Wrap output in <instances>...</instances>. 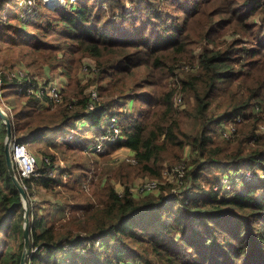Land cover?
I'll return each instance as SVG.
<instances>
[{
  "label": "trees",
  "instance_id": "obj_1",
  "mask_svg": "<svg viewBox=\"0 0 264 264\" xmlns=\"http://www.w3.org/2000/svg\"><path fill=\"white\" fill-rule=\"evenodd\" d=\"M125 2L133 6L129 12ZM5 3L0 1V12ZM68 4L28 21L16 12L6 22L0 17V64L17 61L5 65L1 94L11 110L3 107L14 137L23 143L46 132L64 137L70 123L84 118L99 127L116 98L128 96L139 109L137 117L127 113L121 124L124 138L116 147L130 150L136 164L125 177L92 181L91 197L75 183L60 185L62 178L49 176L44 165L41 185L64 200L63 215L30 209L31 241L38 248L32 264L56 262V252L66 246L73 247L72 253L86 249L70 264H129L130 259L137 264H264V180L232 196L214 190L220 181L216 172L247 166L264 173L259 129L264 126V0ZM169 9L184 14V20L168 24ZM116 10L123 22L136 25V40L111 33L117 28L105 20ZM51 35L54 39L46 40ZM85 57L96 62L94 82L80 78ZM17 64L35 76L62 70L67 80L62 104L41 110L38 98L18 93L19 83L7 74ZM183 67L192 73L180 77ZM90 86L101 98L92 109ZM180 94L187 97L183 109L175 103ZM239 115L236 136L222 138L219 126ZM183 119L193 121L194 132L184 128ZM4 134L0 118V264H20L24 206L8 173ZM74 144L67 145L72 152L79 147ZM180 165L184 173L177 185H161L157 195L131 192L130 175L158 178L164 169ZM75 169L82 170L73 165L69 171ZM114 178L122 191L114 187ZM22 182L31 188V180Z\"/></svg>",
  "mask_w": 264,
  "mask_h": 264
},
{
  "label": "rangeland",
  "instance_id": "obj_2",
  "mask_svg": "<svg viewBox=\"0 0 264 264\" xmlns=\"http://www.w3.org/2000/svg\"><path fill=\"white\" fill-rule=\"evenodd\" d=\"M3 1L7 2L4 4L3 7H1L2 10L0 12L1 13L0 17L3 22H6L9 16L13 14L14 12H16L22 20L28 21V20L33 19L37 13L39 14L51 13V12H54L55 9H60L63 7L67 8L69 7L68 3L74 2V0H60V2L57 3L56 5L49 6L45 0H41L43 6L46 8L44 9L43 6L39 4L40 0H3ZM79 1L80 0H78L77 2ZM77 2L75 1L74 3L76 4ZM125 3H126V11L129 12L133 6L127 2ZM190 4L192 5V3ZM170 7H173V5H166L165 8H170ZM167 11H168V14L170 15L168 24H170L176 18L180 22L184 20V14H176L172 12L170 9ZM45 20L46 19H43L41 20V22L45 23ZM107 21H109V23L114 22L113 26L117 28L116 31L111 30L112 34L114 33L115 35L116 34L121 35L122 37H125L126 39L132 40V41L137 39L135 36L136 25H132L130 22H127V23L123 22L120 19L119 10H116L115 16L110 17L109 19L107 18L105 20V23H108ZM149 33L150 31L147 32V34ZM45 38L46 40L54 39L52 35L45 37ZM16 62L17 61L12 62L11 60H7L6 64L4 65L0 64V73H4L3 71L6 70L5 68H7L8 65H14ZM82 62L84 64L93 63V62L96 63L94 60H91L90 58H86V57L82 60ZM15 68H16V71L23 70V71L29 72L31 77L36 78L37 80L44 82V83L55 81L56 78H59V79L61 78L62 81H65V85H66V81H67L66 77L62 75V70L60 69L57 70L55 73H51L48 70L47 73L44 71L40 75L35 76V73L32 70L20 64H17L16 66L9 69L8 71L11 72ZM191 71H193L192 68L190 69V67L189 68L183 67L178 72L179 73L178 75H180V77H184L185 74L192 73ZM95 77H96V74H90L89 76L92 82H94ZM172 81L173 80H171L170 82L172 83ZM90 87L93 88L95 86H90ZM17 90L19 93L20 87H18ZM145 93L147 95H151L150 94L151 90L146 89ZM178 96H182V94ZM186 99H187L186 96H182L181 104L180 102H177L176 100H175V103H178L176 105L178 106L180 105V107L183 109L185 107ZM39 100H40L39 108L41 110H47L45 108L46 104H44V102L41 99ZM130 100L131 99H129L128 96L116 98V101L118 102H116V104H113L111 107H109L110 110L103 117L101 121V125L99 127L92 126V121L90 118L88 119L84 118L80 121H75V122L70 123L67 127L68 131H66L64 137H59L58 134H55V133L46 132L43 134V136L34 135L35 138H37V141L33 140L32 139L33 137L31 139H28V142H26L25 144L28 146V149L31 151V153L36 157L38 164L40 166V170L42 172L40 173L41 176H39L38 178H35V182L32 184L31 188L25 189V191H28L30 193V196L27 195L30 209L32 208L35 211H39L43 215H46L49 211H54L56 212L55 217H58V218L63 215L62 214L63 212V209H62L63 202L62 201L64 200H62L60 196L55 197L53 194L49 193L43 187V185H41L42 180L44 179V176H45L44 174L46 173V171H43L42 169L43 166L46 165V164H43L45 157H48V159L51 161L50 166L46 165L48 168L47 172L53 173L52 176L51 175L49 176L56 177V178L61 177L63 184H60V185L62 186L67 182H69L70 184L75 183L77 190L84 191V194L88 197L89 196L91 197L92 181L99 183L100 177H103V180H104L106 177H110L113 174L120 175L121 177H125L129 173V169L131 167L133 168L134 165H131L127 159H131L133 156L128 153L126 148L116 147L120 142L118 144L107 142L104 145H101L100 137L102 133L104 132L108 121L110 120V116L113 113H117L120 116L119 117L120 120L118 121L119 126H121V124L124 122L125 117L128 115L127 113H130L129 115L137 117L136 115L138 113L139 103L135 99H133L131 100L132 102L130 104L129 103ZM0 101L2 102V105H3V106L1 105L0 107L4 110L3 107H6L3 104L4 99L0 97ZM24 101H26V99H23L22 102ZM9 112L11 114V110H9ZM231 123L232 122H226L222 125H225L224 128H228L231 125ZM222 125L219 126V128H221ZM183 126L188 132H194L195 127H194L193 121L188 120V119H183ZM259 129L261 132H264L263 125L259 126ZM76 132H78L79 136L76 135L77 134ZM5 137H6V134L3 135L4 141H5ZM70 143H75L74 146H79L80 149L78 147V149L76 148L77 150L75 152L70 151L67 147V145H69ZM80 150H82V152ZM75 153H77V156L74 155ZM52 157L54 158L52 159ZM68 157L71 158L70 162L66 161ZM73 165L80 166L82 170L75 169V171L74 170L69 171V168ZM165 170L166 169H164L161 172V175L158 178H152L148 174L130 175L131 181H132L130 186L132 188H136L149 181L157 182L160 185L159 189L161 185H174V186L177 185L176 182L178 180V177L164 176L163 173ZM248 172H250L253 175V178L250 181H246L244 178L245 174ZM216 175L219 177L220 182L222 180L226 181L224 182V184H222V194H225L226 197L234 195L237 191L243 192L246 185L258 183L264 180L263 172L258 171L256 168L247 167V166L241 167L240 170L230 169V170H225L222 172H216ZM120 182L121 181L117 178L113 179L114 187L116 188V190H119V192L122 191L123 189L122 186L120 185ZM219 185L220 183L218 184V186ZM59 187L62 188L61 186ZM159 189L158 191H154L151 194L157 195V193H159ZM214 190L217 191L216 187H214ZM62 191L66 193L65 190H62ZM80 196L83 197V195H80ZM262 197H264V194L262 195ZM92 201L95 202L93 196H92ZM56 205H57V208H56ZM68 212H69L68 209H65L66 215L69 214ZM82 248L83 247H79L77 248L76 251L74 250L75 254L72 253V250L70 252H63V251L56 252L55 254L56 262L52 264H58V263L59 264H70L72 260L74 259V255H78L79 252L82 254L86 252V249L85 248L82 249ZM128 261L130 262L129 264H137L135 260L130 259ZM121 263L126 264L125 262H121Z\"/></svg>",
  "mask_w": 264,
  "mask_h": 264
},
{
  "label": "built area",
  "instance_id": "obj_3",
  "mask_svg": "<svg viewBox=\"0 0 264 264\" xmlns=\"http://www.w3.org/2000/svg\"><path fill=\"white\" fill-rule=\"evenodd\" d=\"M49 6H54L57 3L60 2V0H45ZM77 0H74V2ZM92 62V61H91ZM22 69V68H20ZM98 71V68L96 67V63H88L82 65L80 69V78L82 79V83H86V81L89 79L90 74H96ZM2 74L0 73V97L2 98ZM8 77L10 79H14L19 83L20 87V93H25L28 96L37 97L41 99L44 104H46V109H54L60 104H62L65 94V85L63 84H57L55 81L51 82H41L37 80L36 78H33L30 76L29 72L23 71V70H17L16 68L12 70L11 72H7ZM88 93L91 97V103L89 108L92 109L93 105L92 102H98L101 100V98L98 95L97 89L95 87H91L88 90ZM177 102H182V96H177L175 99ZM178 104V103H176ZM4 105L10 110V108L4 103ZM119 115L117 113H113L110 116V120L108 121L106 128L104 132L102 133L100 137V144L104 145L105 143H116L118 144L121 142L124 138L123 131L121 126H119L118 121ZM241 121V116H237L236 119L231 123V125L228 128H224L225 125H222L221 129L219 130V134L224 139H231L234 138L237 134V126L236 123H239ZM100 145V146H101ZM98 146V145H97ZM99 147V146H98ZM11 156L12 161L15 166L16 173L22 182L23 179L31 180V185L35 182V178H38L41 176L40 173V166L38 164V161L36 157L31 153V151L28 149V146L23 143L19 142L15 137L11 144ZM128 162L131 165L136 164V160L134 157L131 159H127ZM51 161L48 159V157L44 158L43 164H46L47 166H50ZM183 169L184 166H176L173 169H166L163 173L164 176L168 177H178V180L176 184L180 183L182 175H183ZM49 175H53L52 172L49 173ZM246 181H250L253 178V175L248 172L244 176ZM39 180V179H38ZM226 182L225 180L219 181L220 185L216 186L217 191L222 192V184ZM22 185L24 189H28L29 187L24 185L22 182ZM159 184L155 181H149L143 185H140L136 188L131 187V192L135 196H141L145 194L152 193L154 191H158ZM72 246H66L63 248V252H70L72 250ZM38 252V248L34 247L32 245L31 254H36ZM32 258V257H31ZM31 258L28 260V264H32ZM59 264V263H58Z\"/></svg>",
  "mask_w": 264,
  "mask_h": 264
},
{
  "label": "water",
  "instance_id": "obj_4",
  "mask_svg": "<svg viewBox=\"0 0 264 264\" xmlns=\"http://www.w3.org/2000/svg\"><path fill=\"white\" fill-rule=\"evenodd\" d=\"M0 118L5 124L6 127V137L4 141V151H5V159L6 165L8 169V173L15 187L19 191L21 200L23 201L24 206V226H23V238H24V247L20 259V264H28L29 258L33 255L31 254L32 249V241H31V232H30V207L27 193L17 176L15 166L12 161L11 156V144L14 140V131L12 127V122L6 112L0 107Z\"/></svg>",
  "mask_w": 264,
  "mask_h": 264
},
{
  "label": "crops",
  "instance_id": "obj_5",
  "mask_svg": "<svg viewBox=\"0 0 264 264\" xmlns=\"http://www.w3.org/2000/svg\"><path fill=\"white\" fill-rule=\"evenodd\" d=\"M47 71H48V70H46L45 72L47 73ZM55 82H56L57 84L59 83V84H63V85H65V81H62L61 78H60V79H59V78H56V79H55ZM131 102H132V101L130 100L129 103L131 104ZM129 103H128V104H129ZM42 107H43V106H42ZM127 151H128V153H129L130 155H133L132 152H131L130 150L127 149ZM117 191L119 192V190H117Z\"/></svg>",
  "mask_w": 264,
  "mask_h": 264
}]
</instances>
